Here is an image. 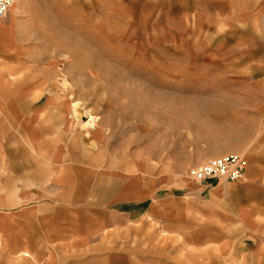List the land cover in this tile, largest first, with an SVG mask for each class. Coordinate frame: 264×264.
Instances as JSON below:
<instances>
[{
	"label": "rangeland",
	"instance_id": "374dc122",
	"mask_svg": "<svg viewBox=\"0 0 264 264\" xmlns=\"http://www.w3.org/2000/svg\"><path fill=\"white\" fill-rule=\"evenodd\" d=\"M231 1L227 0L226 7L237 5L240 20L264 22V0ZM138 4L136 0H20L19 5L10 7L7 14L15 20L0 28V39L14 42L11 54L25 58L28 70L45 68L50 59L56 61L50 64L44 99L56 95L65 103L62 117L68 125L72 126L70 94L64 93L63 74L56 70L63 68L73 82L75 64L87 66L94 75L82 77L97 91L81 95V114L72 126L81 144L90 150L81 151V159L75 162L82 178L76 193L51 200L22 199L17 193L8 199L0 197V213L9 217L12 210L43 202L52 205V220L58 219L60 204H67L69 212H74L71 208L76 205L92 202L98 213L103 206L109 207L108 213H131L124 226L89 229L90 239L85 244L74 242L75 236L66 248L57 246L51 260L46 250L31 252L34 264H45V260L51 264H104L109 257L116 264H251L247 251H238L236 258L232 251L218 250L216 239L210 242L208 236H202L201 226L209 221L198 209L193 238L187 228L186 202L174 222L180 225L173 228L136 217L140 201L150 203L168 193L195 195L198 200L208 195L188 190L185 174L211 158L238 154V83L247 77L240 66L238 69L236 16L233 22H204L205 26L203 22H140L134 13L145 8L146 2ZM44 24L62 26H51L48 41L33 31ZM59 28L65 30L61 35ZM75 38L80 42L73 41ZM67 51L76 55L74 60L69 61ZM78 90V94L83 92ZM84 111L95 116L93 124H84L89 120ZM93 140L99 141L102 149H91ZM55 173L50 171L45 184L38 181L35 185L53 187ZM100 183L107 190L105 195L93 192ZM19 188L29 191L34 186L21 177L0 191L15 193ZM78 212L81 214V209ZM63 217L72 234L81 230L75 214ZM245 241L244 235L242 243ZM0 264L28 263L18 257L7 260L3 255Z\"/></svg>",
	"mask_w": 264,
	"mask_h": 264
},
{
	"label": "crops",
	"instance_id": "0c3cea01",
	"mask_svg": "<svg viewBox=\"0 0 264 264\" xmlns=\"http://www.w3.org/2000/svg\"><path fill=\"white\" fill-rule=\"evenodd\" d=\"M19 1L16 0L15 4L19 5ZM136 1L139 4L142 2ZM144 1L145 8H138L134 13L140 22H194L196 25L203 22L205 26L204 22H233V17H237L238 69L240 66L241 73L245 71L247 75L244 82L238 83V154L245 157L247 165L243 177L236 181L219 179L203 184L194 180L188 172L185 174V187L192 192H206L208 195L203 200H198L195 195L168 193L150 203L146 200L137 202L140 209L136 217L151 218L163 223L167 229L170 226L173 228L175 224L180 225L174 222L186 202L187 228L192 237L195 235L194 213L198 209L209 221L201 226L202 236H208L210 242L216 239L218 250L232 251L236 258L238 251L245 250L251 256V264H264V32L260 29L264 22L240 20L238 6L227 8V0ZM14 20L13 16L11 18L7 14L0 28H5L2 27L5 23ZM51 26L62 25L44 24L35 26L33 31L50 41ZM7 60L1 61L2 72H7L6 79L3 78L8 83L0 87V187L8 186L22 177L33 184L34 189L26 191L19 188L15 193L2 190L0 197L8 199L16 193L22 199L51 200L73 196L82 179L76 172L80 169L79 164L75 162L81 159V151L84 154V151L90 150L81 144L76 128L67 124L60 109L49 102V97L44 99L45 84L29 82L32 87L28 89L26 86L29 83L12 86V80L17 77L13 68L17 69L18 66L14 60ZM169 108L171 118L173 108ZM90 148L102 149L100 142L95 140L90 143ZM107 166L111 168L113 161L108 162ZM50 171H56L53 187L36 186L38 181L42 184L48 181ZM93 192L105 195L107 190L100 183ZM89 203L72 207L74 212L68 211L67 204H60L56 212L57 220L50 218L52 205L46 202L12 210L9 217L0 213V261L5 255L7 260L18 257L28 264H34L35 255L32 253L39 250L48 251V259L51 260V252L57 246L66 248L65 245L72 243L73 237L76 236L74 242L85 244L90 239L89 229L96 226L104 230L115 224L124 226L132 217L126 211L108 213L110 210L106 206L100 207L101 213H98L95 210L97 206ZM79 209L81 214L77 213ZM69 213L80 218L81 230L77 229L75 234L71 229H66L67 218L63 216ZM244 235L246 241L242 243ZM50 260H45V264H51ZM116 263L111 257L104 262Z\"/></svg>",
	"mask_w": 264,
	"mask_h": 264
},
{
	"label": "bare ground",
	"instance_id": "6f19581e",
	"mask_svg": "<svg viewBox=\"0 0 264 264\" xmlns=\"http://www.w3.org/2000/svg\"><path fill=\"white\" fill-rule=\"evenodd\" d=\"M58 30H57V32H59L60 35L64 33V31L61 28H59ZM79 31H83V29H80ZM73 41H79V40L76 39V40H73ZM12 46H14V42L12 40H10V39H4V38L0 39V87H3V86H5L8 83V81L5 80L6 79L7 72H4V73L2 72V64L1 63L5 59H10V58L12 60H14L15 62H17L16 64L18 66L17 69H16V67L13 68V72L15 71L14 72L15 74L19 72L18 75H16L17 77H15L12 80V83L11 84H12L13 87H18L20 85H24V84H27L29 82H33V81H36V80H39L41 82V85H44V84L47 85V83H49V81H50V73H51V71H50V69H51L50 64L51 63H55L56 61L50 59V62L48 61V63H46V65L44 66L45 68L28 70V63L25 62V60H26L25 58L22 59V58H20V56H17V58H16L14 55L11 54V50L13 49ZM21 49H22V46L20 45L19 46V51H18L19 53H21V51H22ZM67 52L69 53V54L67 53V55H68L67 57L69 58V61L71 59L74 60V58L76 57V55L75 54H70L69 51H67ZM2 54H4L5 56H3ZM74 68H75V81H73V82H70L68 80V78H69L70 75H68L66 72L63 73L64 72L63 68L62 69H59V70H56V73L63 74L62 83L61 84H63L62 87H63L64 93H66V95L67 94H70L69 107H70V114L71 115L70 116L68 115V116L70 118L69 119L70 120V123H72L73 126H75V120L78 119L80 117V114H81L79 112V110H78L79 109V106H80L79 105V102H80L81 95H83V93L88 94L91 91H97L96 90L97 88L94 89L93 86H90L89 84L86 83L87 78L82 77V75H84V74L94 75V71L93 70H87L88 69L87 66L84 67V66L79 65L77 63L75 64V67ZM13 72H11V73H13ZM8 74H9V72H8ZM39 76H42V77H39ZM88 78H89V76H88ZM78 88L81 89V90H83V92L81 94H78L79 92L76 93V91H79ZM60 92L62 93V91H60ZM49 102H51L52 105L53 104L56 105L57 108L60 109V114H62L63 107L65 106V103L64 102H61V100L59 99V97H57L56 95H50L49 96ZM52 105H51V107H52ZM84 112L89 117V120L87 122H85L84 124L85 125H87V124H93L94 120H96L95 119V116H93L92 113H89V112H86V111H84ZM93 146H94V144H93ZM191 177L194 180H196L192 175H191Z\"/></svg>",
	"mask_w": 264,
	"mask_h": 264
},
{
	"label": "built area",
	"instance_id": "2783aa9c",
	"mask_svg": "<svg viewBox=\"0 0 264 264\" xmlns=\"http://www.w3.org/2000/svg\"><path fill=\"white\" fill-rule=\"evenodd\" d=\"M15 1L0 0V20L6 16L10 6ZM246 165L247 161L243 155L227 154L211 158L198 166H194L190 174L203 184L219 179L236 181L243 177Z\"/></svg>",
	"mask_w": 264,
	"mask_h": 264
}]
</instances>
